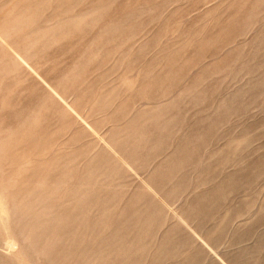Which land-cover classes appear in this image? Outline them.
<instances>
[{
    "label": "rangeland",
    "instance_id": "1",
    "mask_svg": "<svg viewBox=\"0 0 264 264\" xmlns=\"http://www.w3.org/2000/svg\"><path fill=\"white\" fill-rule=\"evenodd\" d=\"M0 264H264V0H0Z\"/></svg>",
    "mask_w": 264,
    "mask_h": 264
}]
</instances>
